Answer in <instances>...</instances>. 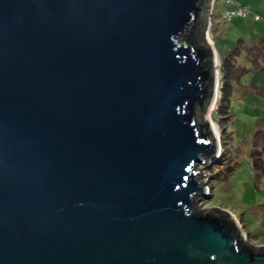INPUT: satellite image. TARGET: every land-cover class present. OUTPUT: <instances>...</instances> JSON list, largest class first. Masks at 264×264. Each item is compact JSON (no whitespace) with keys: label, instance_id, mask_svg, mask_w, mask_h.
I'll use <instances>...</instances> for the list:
<instances>
[{"label":"water","instance_id":"1","mask_svg":"<svg viewBox=\"0 0 264 264\" xmlns=\"http://www.w3.org/2000/svg\"><path fill=\"white\" fill-rule=\"evenodd\" d=\"M211 2L0 0V264H264L197 204L227 152Z\"/></svg>","mask_w":264,"mask_h":264},{"label":"rangeland","instance_id":"2","mask_svg":"<svg viewBox=\"0 0 264 264\" xmlns=\"http://www.w3.org/2000/svg\"><path fill=\"white\" fill-rule=\"evenodd\" d=\"M214 1L216 0H212L211 10L205 19L204 30L207 42L210 41L218 52V63L215 56L214 64L219 95L216 102H211L210 105L213 106H209L207 110V119L212 127L213 122L217 124L218 132L227 135V152L213 162L201 164L214 183L215 191L214 194L199 199L197 204L200 209L215 206L226 210L239 224L245 240L260 246L264 244V176L252 166L249 153L254 164L264 165V74L260 69L252 67L251 61L246 58V52L242 51L237 57L238 64L245 66L246 70L241 74L239 83L231 81L230 89L227 87L222 96L220 80L223 68L221 59L228 57L231 48L239 44L238 41L242 40V43L251 46L261 44V37H264V10L260 5L264 4V0H252L253 7L249 3L251 12L248 15L229 21L220 17V12L226 7L225 0H217L212 11ZM255 13L262 18L256 20L253 17ZM262 59L263 56L259 55L253 62ZM241 67L237 68L236 80ZM221 102L228 104L226 112L229 114L226 116L221 114ZM212 115L218 121H214ZM225 157L229 159L225 164L233 165L232 170L226 172L225 165L221 167L222 172L216 174L220 164L215 163ZM249 232L254 233V237Z\"/></svg>","mask_w":264,"mask_h":264},{"label":"trees","instance_id":"3","mask_svg":"<svg viewBox=\"0 0 264 264\" xmlns=\"http://www.w3.org/2000/svg\"><path fill=\"white\" fill-rule=\"evenodd\" d=\"M216 1H215L214 5L216 4ZM225 3H226V7L223 8L222 11L220 12V17H222V13H226V12L231 11V10L235 11L231 15L225 16V18L222 17L225 20L229 21V20H232V19H234L236 17L246 16V15H248L251 12V9L249 8V4L245 3L243 0H225ZM214 5H213V9H214ZM237 9H243L245 11V13L243 15H239L238 13H236ZM253 17L256 20H259L260 18H262L261 15L258 14V13H255L253 15ZM200 33H201V25H200V21H198L197 23H195L193 25L192 30L189 31V33L187 35V38H188V40L190 42L199 43L201 41ZM261 38L262 39L260 40V43H261L260 45H252L251 46V45H247V44L242 43V40L238 41L239 44H237L235 47L231 48L232 51L229 53L228 57L226 58V56H225L224 60L221 59V63H222V66H223V68H222V77H221V80H220L221 84H222V87H221L222 96L224 95L225 90L227 89V87L230 89V82L231 81L232 82L235 81V82L239 83L240 78H241V74L246 70L245 66H243L241 64H238L237 57L241 54L242 51L246 52V55H247L246 58H247L248 61L249 60L251 61L252 67L256 68V69L257 68L260 69L262 71V73L264 74V37H261ZM208 50H209V60H208L207 64H208V67H212V64H213L212 56H211L212 51H211V48H208ZM259 55L263 56L262 61L253 62V61H256L258 59ZM240 66H242L240 68L241 72H240V74H239V76L237 77V80H236V76L235 75L237 74V68L240 67ZM223 103L221 102L219 108H220L221 114H225L224 116H226L227 114H229L228 112H226V107L228 106V104L227 103L223 104ZM262 105L264 106V99H263ZM212 118H213L214 121H218L216 116L212 115ZM206 125H209V123L207 122ZM256 132H257V129L255 130V133ZM249 156L251 158L250 161H251L252 166L256 167L257 170H259L260 173L264 176V165H260L259 166L257 164H254V162L252 160L253 158L251 157V153H249ZM228 160L229 159H226V157L225 158H220V159L217 160V162L215 164H220L219 165L220 168H218L217 171L215 170L216 174H217V172H218V174H220L222 172V170H223V169H221V167L222 166L224 167L225 165L227 166V167L225 166L226 168L224 167V170H226V172H230V170H232L233 165L225 164L226 161H228ZM212 168H214V166ZM222 217L227 219L228 222L233 227H236L237 223H236V220L233 217H229L228 214L222 215ZM249 233L254 237V233H251V232H249ZM248 246L254 248L252 245L248 244Z\"/></svg>","mask_w":264,"mask_h":264},{"label":"built area","instance_id":"4","mask_svg":"<svg viewBox=\"0 0 264 264\" xmlns=\"http://www.w3.org/2000/svg\"><path fill=\"white\" fill-rule=\"evenodd\" d=\"M214 3H215V1H214ZM214 3H213V5H214ZM213 5H212V11H213ZM235 11H233V10H231V11H228V12H226V13H222V17H224L225 18V16H227V15H231L232 13H234ZM236 13H238L239 15H243L244 13H245V11L243 10V9H237V12Z\"/></svg>","mask_w":264,"mask_h":264},{"label":"bare ground","instance_id":"5","mask_svg":"<svg viewBox=\"0 0 264 264\" xmlns=\"http://www.w3.org/2000/svg\"><path fill=\"white\" fill-rule=\"evenodd\" d=\"M218 55H217V58H216V61H217V63H218ZM219 84V83H218ZM218 88V87H217ZM217 90V96L214 98V100H215V102H216V100L218 99V95H219V89H216ZM214 103V102H213ZM215 104V103H214ZM211 106V105H210ZM213 106V105H212ZM211 106V107H212ZM213 124V128L216 130V131H218V127H217V124L215 123V122H213L212 123Z\"/></svg>","mask_w":264,"mask_h":264},{"label":"crops","instance_id":"6","mask_svg":"<svg viewBox=\"0 0 264 264\" xmlns=\"http://www.w3.org/2000/svg\"><path fill=\"white\" fill-rule=\"evenodd\" d=\"M243 1H244L245 3H247V4L250 3V4H251V7H253V6H252V5H253V4H252V3H253L252 0H243ZM260 7L264 10V4H261Z\"/></svg>","mask_w":264,"mask_h":264},{"label":"clouds","instance_id":"7","mask_svg":"<svg viewBox=\"0 0 264 264\" xmlns=\"http://www.w3.org/2000/svg\"><path fill=\"white\" fill-rule=\"evenodd\" d=\"M214 44V43H213ZM215 48V47H214ZM216 49V48H215Z\"/></svg>","mask_w":264,"mask_h":264}]
</instances>
